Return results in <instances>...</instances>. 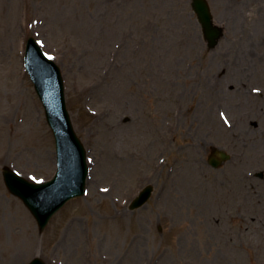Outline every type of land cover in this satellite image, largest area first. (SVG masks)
<instances>
[{"label": "rangeland", "instance_id": "rangeland-1", "mask_svg": "<svg viewBox=\"0 0 264 264\" xmlns=\"http://www.w3.org/2000/svg\"><path fill=\"white\" fill-rule=\"evenodd\" d=\"M208 2L213 49L191 0H0V264H264V0ZM30 37L61 67L90 169L42 234L1 173H56Z\"/></svg>", "mask_w": 264, "mask_h": 264}, {"label": "water", "instance_id": "water-1", "mask_svg": "<svg viewBox=\"0 0 264 264\" xmlns=\"http://www.w3.org/2000/svg\"><path fill=\"white\" fill-rule=\"evenodd\" d=\"M192 8L202 27L208 48H215L223 37V29L214 24L210 6L206 0H192ZM27 69L46 109L48 123L54 133L58 171L55 178L44 184H32L9 169H4L5 182L12 194L26 205L37 220L42 233L51 218L70 200L81 197L86 191L89 168L85 148L76 135L66 109L63 78L60 69L47 59L34 39L28 42ZM210 160L219 167L229 159L224 152L215 153ZM262 177V175H260ZM151 187L145 189L133 202L131 209L141 207L150 197ZM30 264H45L39 259Z\"/></svg>", "mask_w": 264, "mask_h": 264}, {"label": "bare ground", "instance_id": "bare-ground-1", "mask_svg": "<svg viewBox=\"0 0 264 264\" xmlns=\"http://www.w3.org/2000/svg\"><path fill=\"white\" fill-rule=\"evenodd\" d=\"M215 24H216V25H219L216 21H215ZM18 60H19V59H18ZM19 61H20V60H19Z\"/></svg>", "mask_w": 264, "mask_h": 264}]
</instances>
